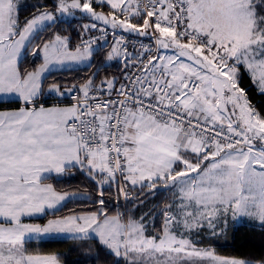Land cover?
Here are the masks:
<instances>
[{
  "label": "snow or ice",
  "instance_id": "6c2138e0",
  "mask_svg": "<svg viewBox=\"0 0 264 264\" xmlns=\"http://www.w3.org/2000/svg\"><path fill=\"white\" fill-rule=\"evenodd\" d=\"M42 7L21 25L16 0H0V97L22 102L0 111V218L8 225L0 224V264H60L56 255L29 254L26 240L90 234L125 264H189L193 257L254 264L217 257L189 237L204 227L215 233L229 215L264 225V118L238 86L245 68L264 92V0H54L52 10ZM77 12L93 21L81 26L80 43L72 47L69 36L56 34L33 52L43 63L22 70L20 58L38 31ZM93 30L113 33L106 59L123 56V83L114 77L97 87L94 73L71 88L50 85L60 97L79 93L73 105L39 103L53 66H91L97 49L84 37ZM123 32L150 36L157 53L143 44L129 52ZM168 49L173 54H161ZM77 165L101 188L97 211L24 223L75 195L43 181ZM112 182L126 200L136 186L176 190L160 235L145 234L144 218L121 222L124 214H107L102 189Z\"/></svg>",
  "mask_w": 264,
  "mask_h": 264
},
{
  "label": "trees",
  "instance_id": "16d2710c",
  "mask_svg": "<svg viewBox=\"0 0 264 264\" xmlns=\"http://www.w3.org/2000/svg\"><path fill=\"white\" fill-rule=\"evenodd\" d=\"M19 4V19L21 25L25 19L32 18L37 12L52 10L54 0H16ZM94 8L105 12H110V7L103 4H94ZM93 22L87 15L75 16V18H61L58 16L57 22L38 31L32 42L25 50L20 61L22 70L31 71L42 63L40 55H34L33 52L37 46H42L46 41L51 40L56 34L69 36L71 38V46L75 47L82 39V25ZM137 23V20H133ZM142 24V21H139ZM101 26H98L100 28ZM97 30L87 33L91 35ZM110 42L106 46H98L96 49L91 66H81L77 68L64 69L60 71H51L44 77L43 87L52 85L53 83L64 87H72L73 85L83 84L91 78L94 73V84L106 79L117 78L119 82L123 80L125 71L124 62L118 58L107 60V52L115 44ZM240 76L238 85L244 89L249 102L252 104L260 117L264 118V92L255 84L251 74L245 68L239 69ZM56 99L49 97L45 102ZM15 102H2L1 105H9ZM18 103V102H16ZM99 178L97 177V180ZM44 181L53 184L56 190L64 192H77L88 194V197L74 198L66 201L59 209L45 213L43 216L25 218L27 221L44 223L48 219L55 217H63L71 214L84 212H95L100 207L98 196L101 188L96 182L89 178L87 172L74 167L68 169L60 177L49 176ZM103 195L105 198V211L108 215H115L120 212L123 207L122 194L118 192V185L112 182L103 186ZM131 194L135 193L140 196L139 186L130 188ZM131 194L129 197H131ZM146 195V194H145ZM144 195V197H145ZM132 196L130 207L133 206L136 199ZM136 197V196H135ZM142 197V198H144ZM162 193L157 194L153 199L147 198L143 204L133 206L136 210L141 211L150 201L161 200ZM135 210V211H136ZM143 211V210H142ZM201 245L213 246L216 252L222 256L235 257L251 261H259L264 259V226L254 223H242L238 226L230 228L227 233L218 235H204L200 241ZM29 253H55L57 254L61 264H123V259L110 255L106 248H102L98 240L93 237L71 239V238H50L46 240H28L25 245Z\"/></svg>",
  "mask_w": 264,
  "mask_h": 264
},
{
  "label": "rangeland",
  "instance_id": "374dc122",
  "mask_svg": "<svg viewBox=\"0 0 264 264\" xmlns=\"http://www.w3.org/2000/svg\"><path fill=\"white\" fill-rule=\"evenodd\" d=\"M133 23H135V22H133ZM173 52H174V50L168 49V50H162L161 54H173ZM249 73L251 74L250 71H249ZM251 76H252V74H251ZM257 77H258V73H257ZM254 82L259 87V89H261L258 81H254ZM239 88H240V86H239ZM245 95H246V93H245ZM247 100H248V98H247ZM248 102H249V100H248ZM249 104L254 109V107L252 106V104L250 102H249ZM53 106H58V107H62L63 108V107H69L71 105H69V104H60V105H53ZM255 112H256V110H255ZM175 191H176L175 189L168 190L166 188L159 187V190H157V191H150L149 189L145 188L143 190V192L140 191V194H141L140 196H137L135 193L131 194V192H130L128 194V196H130V194H131V197L134 196V199H136L135 203L133 204V206H137L138 204H143L146 200H148L147 198L153 199L157 194L162 193L161 200H158V201H155V202L150 201L151 203L145 205L144 208L141 209V211L136 210V208L132 209L133 206H131V207L129 206L130 202H131V199H130L131 197H129V199L126 200L124 198V195L122 194L121 199H122L123 207H122V209L120 210L119 213L124 214V218H123V220L121 222L126 221L128 218H133V219H136V220L144 218L143 223L145 225V234L148 235V236L160 235L161 234V229L163 227V222H164L163 209L165 208L166 205L172 204L173 199H174V195L173 194H174ZM73 193H75V195L71 199L78 198L79 195L82 196V197L84 196L86 198L88 197V194L84 195V194H78L77 192H72V194ZM144 195H145V197H144ZM142 197H144V198H142ZM174 210L175 209H173V211ZM90 213L91 212H84V213H78V214H90ZM110 216H114V215H110ZM0 219L4 220L3 218H0ZM242 223H254V224H257L259 226H264V225L261 224V222L258 219L242 217V218H239L237 220H233L231 215H229L227 220L222 222V228H217L215 233H213L207 227H204L203 230H200L198 232L197 231H193L189 238L194 242L195 247L198 248V249L210 250L211 252H213V254L215 256L221 257V258H229V259L235 258V257L222 256V255H220V254H218L216 252V249L213 246L201 245L200 241L202 240V237L204 235H208V236L209 235H218V234H224L225 235V233H227V231L230 228L238 226V225H240ZM0 224H2V223L0 222ZM180 231H183V229H180ZM28 240H30V239H28ZM28 240H26V242ZM122 259H123V264H125V259L123 257H122ZM236 259H240V258H236ZM189 264H208V261L207 260L199 261L198 258L193 257V258H190ZM254 264H255V262H254Z\"/></svg>",
  "mask_w": 264,
  "mask_h": 264
},
{
  "label": "crops",
  "instance_id": "0c3cea01",
  "mask_svg": "<svg viewBox=\"0 0 264 264\" xmlns=\"http://www.w3.org/2000/svg\"><path fill=\"white\" fill-rule=\"evenodd\" d=\"M18 1H20V0H18ZM94 7V6H93ZM95 10L97 11V12H102V13H105V14H107V12H105V11H102V10H98V9H96L95 8ZM109 13V12H108ZM81 14L79 13V12H77L76 13V15L75 16H80ZM61 18H72V17H70V16H67V15H65V16H60ZM91 23H93V22H89L88 24H91ZM97 25L98 26H104L103 25V23L102 22H97ZM17 39H18V37H17ZM26 50V49H25ZM25 50H24V53H25ZM162 51V50H161ZM24 55V54H23ZM23 55H22V57H23ZM22 57L20 58V61H21V59H22ZM20 61H19V63H20ZM122 61V60H121ZM42 63H43V60H42ZM41 63V64H42ZM81 66H86L84 63H65V64H63V65H55V66H53V68H52V71H60V70H64V69H70V68H77V67H81ZM39 67V66H38ZM32 71V70H31ZM47 75V74H46ZM45 75V76H46ZM112 79V78H111ZM43 80H44V78H43ZM43 80H42V87H43ZM49 87L50 86H47V87H43V90H44V92H43V95H41V97H40V101H39V103H41V104H43L45 107H50V106H53V105H60V103L59 104H51V103H45V100L47 99V98H49V97H55V98H57L58 97V95H56V94H52V93H50L49 91H48V89H49ZM66 88V87H65ZM63 90V89H62ZM2 102H15V103H13V104H9V105H1L0 104V111H11V110H16V109H18L19 107H21L22 106V102H18V103H16L17 101H16V97L15 96H13V95H5V96H2V97H0V103H2ZM77 167H79L80 168V166L79 165H77ZM81 169V168H80ZM85 172H87V169H83ZM64 174V173H63ZM62 174H60V175H57V174H55V173H53V174H51V175H49V176H56V177H60ZM48 176V177H49ZM44 183H50L49 181H43ZM50 184H52V183H50ZM53 185V184H52ZM55 188V187H54ZM56 191H58V190H56ZM58 192H60V193H64V191H58ZM68 193H72V192H68ZM73 194H75V193H73ZM78 194H84V193H78ZM85 195V194H84ZM84 197V196H83ZM82 196H78V198H83ZM69 200V199H68ZM68 200H66V201H68ZM66 201H64V202H62V204L58 207V209L66 202ZM51 211H53V210H46V212L45 213H47V212H51ZM44 213V214H45ZM44 214H41V215H39V216H43ZM79 215H85V214H79ZM39 216H36V217H39ZM25 218H28V217H25ZM25 218L23 219V222L24 223H31V224H40V225H43V224H46L47 223V221L49 220H47L46 222H44V223H40V222H31V221H27V220H25ZM51 219H53V218H51ZM0 222L3 224V226H8L7 225V222L6 221H4V220H2V219H0ZM58 237H64V238H67V236H65V235H59V236H46V237H42V238H33V239H30V240H46V239H50V238H58ZM87 237H93V235L92 234H90L89 236H86V237H83V238H87ZM29 254H33V255H56L57 256V254H55V253H29ZM60 264H61V262H60Z\"/></svg>",
  "mask_w": 264,
  "mask_h": 264
},
{
  "label": "built area",
  "instance_id": "2783aa9c",
  "mask_svg": "<svg viewBox=\"0 0 264 264\" xmlns=\"http://www.w3.org/2000/svg\"><path fill=\"white\" fill-rule=\"evenodd\" d=\"M104 26H101L100 29H103ZM149 32H151V29H149ZM119 35H123L125 42L127 43L128 47L127 50L129 52H136L137 54L140 53L142 51L141 49V44L145 45V46H149L151 48V53L152 54H156L157 53V49H156V45H155V41L150 37V36H136L135 34H129L127 32H123V33H119ZM119 35L117 36V38H119ZM105 37L107 39V43H104ZM84 38H92L93 40V46L95 48H97L98 46H106L107 44H109L110 42H112L113 39V33L111 32V30L107 31V33H104L102 31H96L95 33L91 34V35H87ZM81 41V40H80ZM80 41L78 42V44L80 43ZM115 43V41H113ZM134 45V47H133ZM119 60H122L124 62V58L121 55L119 58ZM129 71L134 72L135 69H129ZM102 81L95 83V86H99L101 84ZM123 83V80L120 82ZM66 88H70V87H66ZM116 88H119V83L116 85ZM74 95H79V93H72L71 95H65L63 97L58 96L56 99L45 102V103H51V104H69V105H73L75 103V100L72 98V96ZM113 97H115L116 93L114 92ZM108 185V184H105ZM121 187H123L124 185L121 183L120 185ZM130 193V188L128 190V194Z\"/></svg>",
  "mask_w": 264,
  "mask_h": 264
}]
</instances>
